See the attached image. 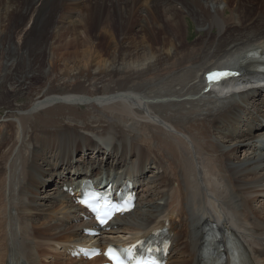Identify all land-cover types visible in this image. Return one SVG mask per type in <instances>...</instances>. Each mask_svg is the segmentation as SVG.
Masks as SVG:
<instances>
[{"label":"bare ground","instance_id":"1","mask_svg":"<svg viewBox=\"0 0 264 264\" xmlns=\"http://www.w3.org/2000/svg\"><path fill=\"white\" fill-rule=\"evenodd\" d=\"M257 1L0 0V107L8 109L0 114V264H33L32 238L88 242L91 221L57 187L69 167L106 179L138 172V208L110 223L122 244L170 219L179 254L168 264H197L200 228L215 218L264 264V202L253 203L264 198V127L254 114L264 117V88L241 85L264 78L250 68L249 53L264 50ZM187 17L197 25L191 43ZM221 65L239 75L206 84L205 73ZM135 116L147 118L140 128L148 137L137 140ZM11 117L31 129L21 142ZM19 143L26 153H14ZM7 209L24 220L21 232ZM105 235L94 240L106 244Z\"/></svg>","mask_w":264,"mask_h":264},{"label":"rangeland","instance_id":"2","mask_svg":"<svg viewBox=\"0 0 264 264\" xmlns=\"http://www.w3.org/2000/svg\"><path fill=\"white\" fill-rule=\"evenodd\" d=\"M259 1V0H258ZM257 1V2H258ZM262 1V0H261ZM257 5V9H261V10H263L264 11V7H262L260 4H256ZM247 15H250V14H253V13H255L256 11L255 10H252V9H250V8H247ZM246 11H244V12H246ZM187 21H188V23H189V27H188V38H187V42L189 43H191V42H193L196 38H197V34L198 33H196V29H197V25L195 24V22H194V20L192 19V17H187ZM101 43H102V45H101V49L103 50V52H105V50L107 49L106 47H107V45H108V41H107V39H106V37H103V38H101ZM74 48V46H71V48L70 49H73ZM69 49V50H70ZM44 58L45 57V55L43 54L40 58ZM251 84H254V83H243V86H246V85H251ZM43 87H45L43 84H42V86L40 87V88H43ZM47 87H48V85H47ZM0 104H1V102L4 100V97H3V95H2V89L0 88ZM87 97V96H86ZM88 97H90V96H88ZM3 98V99H2ZM29 99H30V97L28 96V95H26V96H22V97H20L19 98V102L21 101V103L23 102V103H25V102H27V101H29ZM1 105H3V104H1ZM85 106V107H84ZM88 109V106H86V105H82V109L80 108L79 110H83V109ZM7 112H8V109H5V108H3V107H0V114H2V115H6L7 114ZM98 113H100V114H98ZM104 113H106V112H93L92 113V115L93 116H104L105 114ZM18 114V113H17ZM95 114V115H94ZM135 118H136V120H134V125L135 126H133V128L135 129H133L134 131H136V133H135V135H136V137H137V140H139V138L138 137H142V136H147V134H146V132L144 131V130H142L141 128H140V124L144 121V120H146L145 118L143 119V117L142 116H135ZM9 119V118H8ZM11 120H12V122L14 123V125L16 126L15 127V136H16V140L19 138L20 139V137H21V139L19 140H17V141H22V140H24L25 139V137L26 136H29L30 135V131H28V128H29V126H24L23 124H22V122H21V120H20V118L19 117H11L10 118ZM110 119H113V116L112 117H110V115H109V117L108 118H106L105 120H110ZM149 119V118H148ZM78 120V122L77 121H74L75 123H80L81 122V120L80 119H77ZM80 121V122H79ZM141 121V122H140ZM15 122H16V124H15ZM20 123V124H19ZM161 124V123H160ZM23 126V129H25V130H23L22 129V126ZM128 125H131V123L129 122V124ZM21 126V127H20ZM28 127V128H27ZM136 127V128H135ZM138 127V128H137ZM21 129V130H20ZM140 129V130H139ZM168 130L170 129V130H172V132H174V134L175 133H178V132H176L173 128H167ZM29 130H31L30 128H29ZM24 131V132H23ZM25 131H27V132H25ZM139 131V132H138ZM143 131H144V134H143ZM29 132V133H28ZM24 133L25 134H27L26 136L24 135ZM141 133V134H140ZM21 134V135H20ZM29 134V135H28ZM18 135H20V136H18ZM22 135L24 136L23 138H22ZM176 135V138H178V139H185L184 138V136L185 135H182L181 133H178V134H175ZM179 136V137H178ZM182 136V137H181ZM18 137V138H17ZM148 137V136H147ZM27 138V137H26ZM186 140V139H185ZM187 141V140H186ZM143 144H146V143H144L143 142ZM147 145V144H146ZM27 148H29V147H26V148H24L23 149V147H21V149L22 150H27ZM149 148H150V146H149ZM154 148V147H153ZM20 149V143L17 145V147L15 148V151H14V153L16 154L17 152H18V150H20V151H22ZM155 149V148H154ZM153 149V150H154ZM158 148H156L155 149V151L157 150ZM26 150H25V153H26ZM29 150V149H28ZM159 150V149H158ZM30 151V150H29ZM24 152V151H23ZM28 153V152H27ZM13 156H14V154H13ZM18 156H16L15 158H17ZM240 157V156H239ZM243 158V157H242ZM242 158L240 159V160H242ZM9 169V168H8ZM9 171H11L10 169H9ZM232 181H234V180H232ZM264 184V183H263ZM260 185H262V184H259V186ZM254 195H256V194H254ZM254 195H250V196H254ZM259 196H260V194L258 195V198H259ZM154 197V196H153ZM152 197V198H153ZM263 198V197H262ZM15 202H21V200L20 199H13ZM262 200H263V202H264V198L263 199H261V200H258L257 198L255 199V202H253L255 205H257L258 207L260 206V205H262ZM261 201V202H260ZM138 208V207H137ZM7 212L8 213H14V214H12L11 215V217H16V219L18 220L17 221V231H19L18 230V228H20L21 227V225H19V224H24L25 222H24V220H22V221H19L20 219H18L17 218V213H16V211L15 210H10V209H7ZM139 211H137V213H138ZM137 213H135V214H137ZM165 213H168V211H166ZM134 214V215H135ZM139 214V213H138ZM13 215H15V216H13ZM174 219V218H173ZM172 219V220H173ZM26 229L28 230L29 229V227H28V224H27V227H24L22 230H25L26 231ZM20 232H21V228H20ZM20 232H19V234H20ZM18 233V232H17ZM20 236H22L21 234H20ZM28 237H30V240H31V236H27L26 235V238H28ZM17 240L18 241H20V237H19V235L17 236ZM32 242H33V245L34 246H36L37 248H35V249H31V250H33V251H29L27 248H26V250H27V252H30V254L32 255L31 256V258H32V262H33V264H75L76 262H74V261H72L71 259L69 260V258L67 257V256H65L63 253H61L60 251H58L56 248V245H55V243L53 242V241H49L48 242V244H45V243H40V242H38V240H36L37 241V245L34 243V238H32V240H31ZM39 244H41L40 246H39ZM24 245V244H23ZM45 246V247H44ZM190 246V245H189ZM44 250H43V249ZM35 250V251H34ZM21 252H23L22 250H20ZM32 252H33V254H32ZM9 256V255H8ZM7 256V257H8ZM68 260V261H67ZM67 261V262H66Z\"/></svg>","mask_w":264,"mask_h":264},{"label":"snow or ice","instance_id":"3","mask_svg":"<svg viewBox=\"0 0 264 264\" xmlns=\"http://www.w3.org/2000/svg\"><path fill=\"white\" fill-rule=\"evenodd\" d=\"M232 75V73H211L209 75V79H219L222 77H226ZM96 197L90 196L88 199L82 200L81 203L85 204V206L91 208L94 212L97 213V219L101 224L106 223L107 219L114 214V211L122 210L119 206H116L115 209L110 210L112 206H101L97 207L93 201H95ZM143 241L139 242L137 245H133L127 249H117L113 247H109L107 252L105 253L107 257L112 261V264H157L154 259L145 258L142 255H137L134 251L137 247L144 246ZM145 251H152L151 248H145ZM98 254V253H93Z\"/></svg>","mask_w":264,"mask_h":264}]
</instances>
